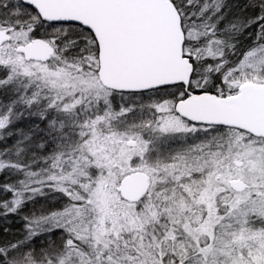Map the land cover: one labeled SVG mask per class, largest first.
Listing matches in <instances>:
<instances>
[{
	"label": "snow or ice",
	"instance_id": "obj_1",
	"mask_svg": "<svg viewBox=\"0 0 264 264\" xmlns=\"http://www.w3.org/2000/svg\"><path fill=\"white\" fill-rule=\"evenodd\" d=\"M0 264H264V0H0Z\"/></svg>",
	"mask_w": 264,
	"mask_h": 264
}]
</instances>
